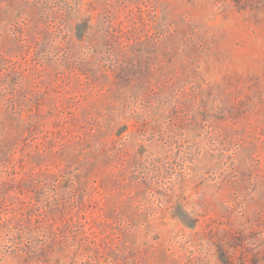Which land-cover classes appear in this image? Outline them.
Instances as JSON below:
<instances>
[{
	"label": "rangeland",
	"instance_id": "rangeland-1",
	"mask_svg": "<svg viewBox=\"0 0 264 264\" xmlns=\"http://www.w3.org/2000/svg\"><path fill=\"white\" fill-rule=\"evenodd\" d=\"M0 264H264V0H0Z\"/></svg>",
	"mask_w": 264,
	"mask_h": 264
}]
</instances>
